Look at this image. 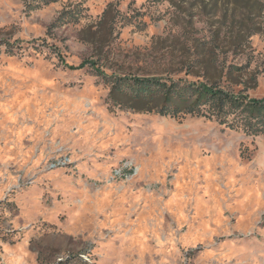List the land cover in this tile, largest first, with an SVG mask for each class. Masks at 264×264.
I'll return each instance as SVG.
<instances>
[{"label":"rangeland","instance_id":"374dc122","mask_svg":"<svg viewBox=\"0 0 264 264\" xmlns=\"http://www.w3.org/2000/svg\"><path fill=\"white\" fill-rule=\"evenodd\" d=\"M234 1L0 0V264H264V135L111 97L201 81L184 57L220 35L264 99V0Z\"/></svg>","mask_w":264,"mask_h":264},{"label":"trees","instance_id":"16d2710c","mask_svg":"<svg viewBox=\"0 0 264 264\" xmlns=\"http://www.w3.org/2000/svg\"><path fill=\"white\" fill-rule=\"evenodd\" d=\"M244 2V7L252 12L251 7L254 8L255 4L245 0H235L234 4L242 5ZM108 14L109 11L102 16L95 36L107 24ZM98 39L93 43V49L95 56L101 58L104 41ZM219 41L220 35H217L210 42L195 44L191 46L192 53L184 57L187 74L199 77L201 81L121 78L115 80L111 97L123 98L124 106L131 109L162 116L190 114L207 117L205 114L208 113V117L215 118L221 126L243 130L250 136L264 135V99H251L246 95L256 88L257 77L245 67L227 64V54L217 50ZM247 75L253 86L244 80ZM231 86L241 87V90L235 93L228 90Z\"/></svg>","mask_w":264,"mask_h":264},{"label":"crops","instance_id":"0c3cea01","mask_svg":"<svg viewBox=\"0 0 264 264\" xmlns=\"http://www.w3.org/2000/svg\"><path fill=\"white\" fill-rule=\"evenodd\" d=\"M132 191H133V190H132ZM132 191H130V192L132 193ZM123 193H124V192H119V193H118V197H117V199L114 200L113 206H115V204H116L115 201L119 199L120 194H123ZM135 195H136V194H135ZM134 198H137V197H134ZM139 203H140V201L137 200L136 203L134 204V206H135V207L138 206ZM143 203H144V202H143ZM116 207L121 208V209H123V208L125 209V207L128 208L127 204H120V205L118 204V206H116ZM122 207H123V208H122ZM149 208H150V207H149Z\"/></svg>","mask_w":264,"mask_h":264}]
</instances>
